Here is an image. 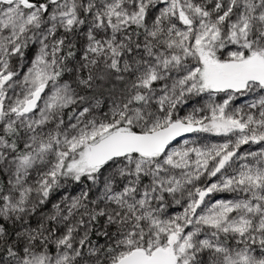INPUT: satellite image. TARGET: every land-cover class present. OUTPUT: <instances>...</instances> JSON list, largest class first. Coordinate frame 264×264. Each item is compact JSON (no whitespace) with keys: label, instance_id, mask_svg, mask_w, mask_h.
<instances>
[{"label":"snow or ice","instance_id":"1","mask_svg":"<svg viewBox=\"0 0 264 264\" xmlns=\"http://www.w3.org/2000/svg\"><path fill=\"white\" fill-rule=\"evenodd\" d=\"M0 264H264V0H0Z\"/></svg>","mask_w":264,"mask_h":264}]
</instances>
